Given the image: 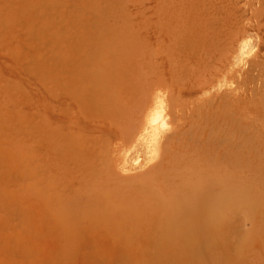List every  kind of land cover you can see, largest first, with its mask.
Returning <instances> with one entry per match:
<instances>
[{
    "label": "bare ground",
    "instance_id": "obj_1",
    "mask_svg": "<svg viewBox=\"0 0 264 264\" xmlns=\"http://www.w3.org/2000/svg\"><path fill=\"white\" fill-rule=\"evenodd\" d=\"M164 2L158 5V73L141 65V57L124 47L126 40V50L119 42L113 49L88 50L83 46L87 50H78L81 42L76 39L77 49L68 44L57 55L58 62L49 63L44 99L34 100L31 110V213L32 226H43L37 232L48 237L53 232L60 234L52 236L54 242L194 244L219 232L223 215L238 204L242 179L237 172L244 170L237 168L255 160L254 138L246 136L250 129L244 132L240 125L248 115L244 118L240 108L243 119L240 113L231 116L233 108L229 106L241 99L238 95L237 101L230 98L233 102H226L233 94L227 84L229 93L218 96L219 101L225 104L224 112L228 108L229 120H238L243 137L234 126L237 139L233 132L227 139L228 129L225 132L222 126L229 121L224 120L228 114L218 111L222 106L219 109V101H215L217 107L210 108L226 115L222 118L226 123L217 121L222 122L224 134L217 130L220 123L213 128L224 138L215 139L214 134L216 137L208 140L210 116L207 118L206 110L214 113L208 107L220 93L211 98L215 89L210 91V87L216 85L214 78L219 74L215 70L207 73L204 68L216 59V49L211 47L214 43L218 46L213 41L216 36L209 29L208 34L203 32L199 27L203 22L195 25L199 9L186 11L191 4L179 9L181 4L178 7L176 3L178 9L175 5L171 9ZM203 70L216 77L204 76ZM236 71L237 67L230 72ZM190 97L199 102V106L189 102V108L197 106V112L193 109L196 114L192 108L188 113V104L185 110ZM231 122L229 127L237 124ZM47 236L39 240L52 241Z\"/></svg>",
    "mask_w": 264,
    "mask_h": 264
},
{
    "label": "rangeland",
    "instance_id": "obj_2",
    "mask_svg": "<svg viewBox=\"0 0 264 264\" xmlns=\"http://www.w3.org/2000/svg\"><path fill=\"white\" fill-rule=\"evenodd\" d=\"M166 1L163 0L164 4L166 3L167 7L169 3L171 9L173 7L178 9L175 3L178 7L181 4L179 9H184L190 4L194 6H188L185 8L186 11L199 9V13L196 12L198 20H195L192 11L188 10L189 14H193L192 17L189 16L195 21L191 18L190 20H193L195 25L203 22L199 27L201 26L205 31L209 29L212 32L209 33L216 36V39L213 36L209 38L215 39L213 41L218 43L217 48L215 43L211 47L216 49L214 58H218L219 61L214 62L216 60L214 59V63L211 64H215V67L221 63L224 65L217 67L220 69L219 73L210 63L204 69L207 73L209 70H215L217 75L224 78L220 81L218 79L221 78L210 71V74L216 77L214 78L216 85L211 86L210 91L215 90L211 92L208 90L206 95L208 96L209 92L211 95L214 93L215 96L218 92L220 94L218 93L216 98L210 95L215 100L208 108L216 106V102L219 101L218 96L229 93L230 87L227 84L232 86L229 91L235 94L236 98L230 93L231 97L227 94L229 99L226 101L228 97L226 95L223 100L230 102L229 104L233 102L230 98L238 100L240 97L241 101H238V104L246 100L247 105L243 102V107L240 104L237 108L236 102L232 106L228 105L229 108H233L232 110L237 109L238 113L235 110L231 112L232 110L229 111L228 108L224 112L225 104H222L221 100L217 102L219 109L222 106L220 110L210 108L214 115L206 110L207 118L210 116L206 118V131L209 128L208 136L206 135L208 140L216 137L214 134L217 135L215 139L221 136L224 138L223 132L231 129V133L227 131L229 134L225 135L229 136L235 132L234 126L237 129L236 133H240L242 137L243 133L250 129L245 134L254 138L255 143L252 144V148L255 151V160L250 166L246 164L249 167L241 165L237 168L244 170L237 172L239 178L241 173L242 179L238 204L223 215L219 232H211L206 241L194 244L101 242L68 245L54 242L55 238L52 236L59 237V233L55 235L53 232L54 235L53 233L51 235V232L47 231V234L51 235L48 237L41 234L42 232H37V229L43 226L41 223L38 224L40 225L38 228L32 226L34 223L31 213L33 138L31 110L34 100L41 102L44 99V84L49 63H57V55L68 44L72 50L77 49L74 45L77 40L81 42L78 50L85 47H89L88 50L90 47L91 50L111 49L115 48L113 44L117 45L116 48L120 45L121 49H125L123 45L127 43L124 47L141 57L142 66L158 73V5L163 2L162 0H0V264H264V0ZM200 13L204 16L199 18ZM205 31L203 32L208 34V31ZM70 43L74 46L71 47ZM230 62L234 63L233 66ZM223 66L224 72L226 70L227 73L221 72ZM235 67L238 71L230 72ZM205 70H203L204 76ZM229 73L237 75L236 77L231 75L233 78L230 79ZM208 78H211V75ZM223 87L225 93L220 92ZM235 90L239 94L234 93ZM197 95H193V98L195 96L197 98ZM238 95L240 96L237 97ZM193 98L185 104L186 106L184 105L186 111L187 104L189 108V105L195 102L196 98L192 100ZM208 98L210 97L206 99ZM196 102L194 105L199 103L198 100ZM206 103L204 107L208 106ZM247 106L252 108L250 109L252 114ZM191 108L196 110L197 106L190 107L188 113ZM222 109V113L228 116L220 113ZM238 109L243 112V117L248 115L247 118L244 117L245 120ZM226 110L232 113V117L234 113H240L244 121L240 125H244V132L241 131L242 127L238 125V120H234L237 124L232 125L234 124L230 121L232 117L229 120L230 115ZM217 114H221L222 117L215 118ZM223 116H226L224 120L228 119L227 123L231 122L230 125L233 127L228 126L222 119ZM236 116V119H240ZM219 120L227 124L222 126L224 131H221L222 122H217ZM216 126L220 128L217 130L222 132L221 135L214 129ZM239 130L243 133L241 134ZM40 142L38 144L42 146ZM40 148L39 153L43 151ZM39 213L42 214L41 210ZM44 231L46 233V230ZM37 233L41 234L39 238L47 236V239L52 241L46 238L44 239L47 241L43 238L39 240Z\"/></svg>",
    "mask_w": 264,
    "mask_h": 264
}]
</instances>
